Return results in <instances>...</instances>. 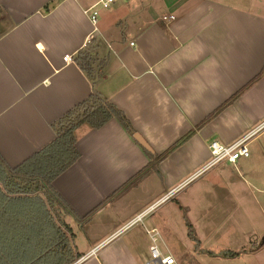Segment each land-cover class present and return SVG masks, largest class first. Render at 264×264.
Segmentation results:
<instances>
[{
	"label": "crops",
	"instance_id": "0c3cea01",
	"mask_svg": "<svg viewBox=\"0 0 264 264\" xmlns=\"http://www.w3.org/2000/svg\"><path fill=\"white\" fill-rule=\"evenodd\" d=\"M99 2L0 0V154L11 167L21 165L52 143L57 122L94 93L120 109L154 153L181 144L159 173L103 205L150 159L116 119L101 129L83 126L76 133L80 159L53 183L80 218L101 207L84 223L65 218L87 240L84 248L74 241L81 264H149L152 244L138 240L151 239V231L168 240L171 216L160 207L175 201L180 213L200 211L185 192L208 171L184 183L209 162L212 142L231 144L260 128L249 157L206 178L232 196L264 192V77L202 125L262 72L264 3L257 9L246 0H115L94 25L85 11ZM90 48L92 76L76 62ZM178 250L177 264H187L186 251Z\"/></svg>",
	"mask_w": 264,
	"mask_h": 264
},
{
	"label": "trees",
	"instance_id": "16d2710c",
	"mask_svg": "<svg viewBox=\"0 0 264 264\" xmlns=\"http://www.w3.org/2000/svg\"><path fill=\"white\" fill-rule=\"evenodd\" d=\"M80 68L94 75L92 49L82 50L76 57ZM264 77L262 72L242 90L207 117L205 125L238 99L246 89ZM116 119L130 134L135 132L125 114L115 105L92 94L86 101L66 114L54 126L57 137L48 146L17 167H11L0 154V264H74L83 255L76 253L74 234L66 223L68 216L84 223L100 208L80 218L56 192L54 181L75 165L81 157L77 149V131L83 126L101 129ZM181 144H175L162 154L143 149L150 163L122 186L103 205L136 187ZM102 205V206H103ZM190 237L196 240L192 224L185 218ZM200 243L198 244V247ZM210 255L234 259L238 253L223 251Z\"/></svg>",
	"mask_w": 264,
	"mask_h": 264
},
{
	"label": "rangeland",
	"instance_id": "374dc122",
	"mask_svg": "<svg viewBox=\"0 0 264 264\" xmlns=\"http://www.w3.org/2000/svg\"><path fill=\"white\" fill-rule=\"evenodd\" d=\"M246 2L243 5L249 6L250 3H253V8L260 9L263 7L264 0H246ZM255 3H259V5H255ZM101 8L102 6L99 5L97 10L99 11ZM223 166L228 165L223 163L208 171L186 190L185 193L188 195L192 193L194 198L191 199L195 203V208L200 210L197 215L193 209L180 213L176 209L178 203L175 201H170L167 205L160 207V212L167 211L171 216L169 226L166 228L169 234H167L168 240H164V234L163 240L159 237L157 243V247L164 256L172 255V257L177 258L178 249H182L186 251L183 261L187 264H264V192L261 195L254 189L250 191L239 190L237 196L234 195L235 193H231L234 195L232 196L226 193L227 190L215 189V182L206 177L208 174L213 176L214 173L211 174V172H219L217 170ZM228 168L232 172L234 171L232 166ZM262 184H264V180ZM185 193L182 195L184 198L186 197ZM187 213L194 221V235L197 241L190 237L189 227L184 218L185 216L188 217ZM204 216H211L212 218L206 223L207 218L205 219ZM69 222L74 229V239L78 238V240H74L76 245L84 248L87 240L82 235L83 233L80 232L77 223L72 218L69 219ZM141 226L139 224L133 228L134 236L141 233ZM138 241L149 244V247L152 244L147 235ZM199 243L200 248L198 247ZM204 249L213 251L215 254L232 251L238 255L234 259L219 255L211 257L209 253L202 251ZM146 257L149 264H155L151 253L148 252Z\"/></svg>",
	"mask_w": 264,
	"mask_h": 264
},
{
	"label": "built area",
	"instance_id": "2783aa9c",
	"mask_svg": "<svg viewBox=\"0 0 264 264\" xmlns=\"http://www.w3.org/2000/svg\"><path fill=\"white\" fill-rule=\"evenodd\" d=\"M114 1L115 0H100V2L96 6L86 10L85 14L88 15L90 17V20L92 21V23L94 25H96L98 22V16H99V11L97 10V7L99 5H101L102 8H108ZM64 59H65V62H67V63L71 62V60H72L70 56H66ZM259 129L260 128H257L255 130L245 134L244 136L237 139L236 141H234L231 144L225 145V144H222V143L217 142V141L212 142L209 146V151H210L209 162L203 168H201L199 171H197L193 176H191L189 178V180L184 183V185L195 180L196 178L200 177L201 175H203L207 171L211 170L212 168H214V167H216L222 163L236 164L240 158L249 157L250 156L249 143L257 136ZM174 192L175 191H173L172 193H174ZM172 193L167 195L166 197H164L160 201L161 202L168 201L169 199L172 198V196H173ZM154 208H155V206H152L151 208L147 209L146 212L137 216L133 221H131L130 224L127 225V227L128 226L130 227V226L138 223L139 221H141L144 214L147 213L148 211L154 210ZM149 233H150V237H151V242L153 244L150 247V251H151L152 259L154 260V262L156 264H177L174 257H172L170 255L164 256L161 253L160 249L157 247V243L159 242L158 234L155 231H151ZM84 259H85V257L81 258L80 260H78L74 264H81L84 261Z\"/></svg>",
	"mask_w": 264,
	"mask_h": 264
},
{
	"label": "water",
	"instance_id": "95a60500",
	"mask_svg": "<svg viewBox=\"0 0 264 264\" xmlns=\"http://www.w3.org/2000/svg\"><path fill=\"white\" fill-rule=\"evenodd\" d=\"M134 138L142 146V148H144L145 150H147L150 153H154L151 146L148 144V142L143 138V136L141 134L136 133L134 135Z\"/></svg>",
	"mask_w": 264,
	"mask_h": 264
}]
</instances>
